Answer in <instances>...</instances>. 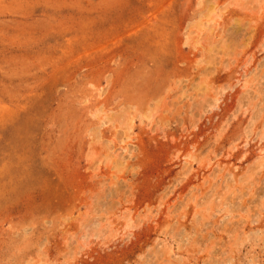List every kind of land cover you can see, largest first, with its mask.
Segmentation results:
<instances>
[{
  "label": "rangeland",
  "instance_id": "obj_1",
  "mask_svg": "<svg viewBox=\"0 0 264 264\" xmlns=\"http://www.w3.org/2000/svg\"><path fill=\"white\" fill-rule=\"evenodd\" d=\"M0 264H264V0H0Z\"/></svg>",
  "mask_w": 264,
  "mask_h": 264
}]
</instances>
